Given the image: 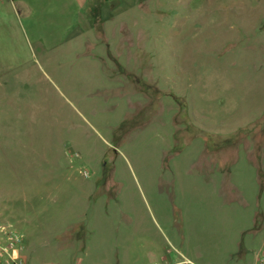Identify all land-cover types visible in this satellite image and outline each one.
<instances>
[{
  "label": "rangeland",
  "instance_id": "1",
  "mask_svg": "<svg viewBox=\"0 0 264 264\" xmlns=\"http://www.w3.org/2000/svg\"><path fill=\"white\" fill-rule=\"evenodd\" d=\"M29 264H256L264 0H0V229Z\"/></svg>",
  "mask_w": 264,
  "mask_h": 264
},
{
  "label": "built area",
  "instance_id": "2",
  "mask_svg": "<svg viewBox=\"0 0 264 264\" xmlns=\"http://www.w3.org/2000/svg\"><path fill=\"white\" fill-rule=\"evenodd\" d=\"M25 249L23 236L14 230L0 229V264H29L21 256ZM167 264H194L189 260ZM257 264H264V249L258 256Z\"/></svg>",
  "mask_w": 264,
  "mask_h": 264
},
{
  "label": "crops",
  "instance_id": "3",
  "mask_svg": "<svg viewBox=\"0 0 264 264\" xmlns=\"http://www.w3.org/2000/svg\"><path fill=\"white\" fill-rule=\"evenodd\" d=\"M73 1H75V2H77V3H79V4H84L85 2H86V0H73ZM183 260H188V259H183ZM182 260V261H183ZM190 261V260H189ZM192 262V261H191ZM258 262V261H257ZM166 264L167 263H172V262H169V261H167V262H165ZM161 264H163V263H161ZM257 264V263H256Z\"/></svg>",
  "mask_w": 264,
  "mask_h": 264
}]
</instances>
